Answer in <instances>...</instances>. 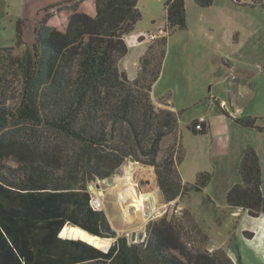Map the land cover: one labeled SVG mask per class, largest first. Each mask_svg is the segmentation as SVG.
Listing matches in <instances>:
<instances>
[{"label": "trees", "instance_id": "obj_1", "mask_svg": "<svg viewBox=\"0 0 264 264\" xmlns=\"http://www.w3.org/2000/svg\"><path fill=\"white\" fill-rule=\"evenodd\" d=\"M196 1L208 7L215 0ZM138 3L94 0L91 16L76 1L66 7L72 13L65 29L45 18L34 47L16 53L25 44L19 20L15 46L0 48V264H244L239 254L235 260L222 248L210 251L176 217L151 221L138 244L92 205L91 183L112 177L131 157L156 168L167 201L204 191L212 178L200 172L193 184L183 179L179 114L153 101L168 37L187 26L186 0H165L167 34L131 79L120 62L129 53L127 36L143 18ZM238 121L264 133L257 118ZM196 123L191 130L205 134ZM169 134L175 141L160 157ZM239 173L228 206L264 216L261 158L252 146ZM69 224L115 241L105 251L60 237Z\"/></svg>", "mask_w": 264, "mask_h": 264}, {"label": "rangeland", "instance_id": "obj_2", "mask_svg": "<svg viewBox=\"0 0 264 264\" xmlns=\"http://www.w3.org/2000/svg\"><path fill=\"white\" fill-rule=\"evenodd\" d=\"M76 1H81L86 11L89 8L94 9L93 0L58 2L57 0H0V48L15 46L19 20L24 21L25 44L17 47L16 53H21L26 47H34L38 28H41L45 18L48 25L65 29L71 13L66 7ZM263 2L264 0H215L213 6L202 7L196 0H186L187 26L173 32L169 38L165 59L166 63L169 57L167 73L175 76L177 72L175 78L180 76L188 85L189 81L186 80L188 77L192 80L194 76H209V68L195 63V60L204 57L207 52L204 43H211L212 46L220 45L219 57L224 52V55L232 60L237 68L238 77L260 75L258 82L260 92L242 115L246 117L248 114H256L254 118H257L258 125H264ZM138 4L143 12V18L137 24V31L158 33L166 22L165 0H139ZM212 27L215 31L209 30ZM186 47L187 53L181 50ZM258 65L262 66L261 69ZM167 77L160 87H164L168 81ZM227 89L229 90V85ZM198 93H200L199 88L194 91V94ZM194 111L193 106L181 118L180 134L184 156L180 172L183 179L192 184L196 182L200 172H210L212 178L206 190L188 191L175 201H167L162 194L156 168L134 158V161L127 160L121 165L118 168L120 171L118 173L116 171L112 177L91 183L94 186L91 190L93 202L107 213L113 228L120 235L125 234L132 238V234L136 233V241H141L139 239L141 233L144 237L147 235V226L151 221L165 216L176 217L188 227H193L196 238L210 251L222 248L235 260L239 254L244 264H264L263 222L259 218H251L248 213H244L245 210L242 212L241 208H239L240 213L236 214L235 210L228 209L226 199L228 189L241 182L239 173L241 160L238 162L237 158L233 161V157L238 154L240 146L245 142L251 144L261 158L264 192V133L256 128L235 129L232 131L231 154L215 155L211 148L210 136L194 134L188 129L186 122ZM174 141L172 134L164 138L160 157ZM96 183L100 187H97ZM129 185L133 186L135 197L142 198L146 205L148 212L145 219L133 214L136 213L135 209L129 206L131 198L125 195L126 187ZM111 239L112 245L115 238Z\"/></svg>", "mask_w": 264, "mask_h": 264}, {"label": "crops", "instance_id": "obj_3", "mask_svg": "<svg viewBox=\"0 0 264 264\" xmlns=\"http://www.w3.org/2000/svg\"><path fill=\"white\" fill-rule=\"evenodd\" d=\"M58 1L61 0H57V2ZM210 6H213V4ZM79 10L88 13L91 16H95L96 14L95 4L94 9L91 10V8H89L88 11L84 10L82 4H80ZM69 11L72 13L71 8H69ZM160 29H162V27ZM209 30L215 31V28L212 27L209 28ZM149 33L156 32H146L145 30L137 31L136 26L135 30L126 38L129 46V53L121 60L120 67L126 71L131 79H135L138 76L142 57L149 51L150 46L154 44L145 37V35ZM172 34L168 37V46L169 38ZM204 44L207 52L204 54V57L200 55L202 57L195 60V63L196 65L201 64L209 68V76H194L195 78H192V80H189L191 77H188L186 80H188L189 83L186 85V82L182 81L180 76L175 78L177 72L175 73V76L167 73V60L169 57L167 58L166 63L165 57L161 74L154 84L152 92L153 101L158 108L167 107L176 111L180 117V125L183 114L194 106L195 111L188 122H186L188 123V129L191 130V123L194 121L197 122L200 117L205 116L207 121L204 126L206 127L207 132L203 135L207 137L210 136L211 148L215 155L227 156L231 154L233 148L232 131L235 129L238 130V128L242 127L251 128L240 124L238 119L243 118L242 115L246 113L247 106L256 99L260 92V86L258 84L260 75L238 77L236 74L237 68L232 63V60L229 59L227 55H224V52H222L219 57L221 51L220 45L216 44L212 46L211 43ZM170 50H172V47H170ZM181 50L186 52L188 48H182ZM233 74L234 77L232 76ZM166 77L168 78V81L164 87H160V84ZM227 82L228 84H226ZM224 84L226 85L222 87ZM228 85L229 90L227 89ZM197 88L200 89V93L194 94V91ZM246 117L254 118L256 117V114H248ZM248 146L252 145L245 142L243 146H240L238 154L233 157V161H236L238 158L239 162ZM206 189L207 187L204 190ZM228 209L231 210L229 206ZM233 210H235L234 212H236V214L240 213L239 208ZM244 213L247 214L245 211ZM251 218H259L264 224L263 215Z\"/></svg>", "mask_w": 264, "mask_h": 264}, {"label": "bare ground", "instance_id": "obj_4", "mask_svg": "<svg viewBox=\"0 0 264 264\" xmlns=\"http://www.w3.org/2000/svg\"><path fill=\"white\" fill-rule=\"evenodd\" d=\"M117 180V179H116ZM125 195L127 197L131 198V203L129 206L133 207L137 216L145 219L146 218V213L148 212L146 205L144 204L142 198L135 197L134 191H133V186L129 185L126 187ZM124 207V206H123ZM131 212V211H129ZM130 216V214H128ZM59 236L63 238H72V239H81L84 240L95 247H98L100 249H107L111 246L112 239L111 238H101V237H96L93 235H90L89 233L83 231L82 229L72 226V225H65L59 232ZM136 243L140 244L141 241H136Z\"/></svg>", "mask_w": 264, "mask_h": 264}, {"label": "built area", "instance_id": "obj_5", "mask_svg": "<svg viewBox=\"0 0 264 264\" xmlns=\"http://www.w3.org/2000/svg\"><path fill=\"white\" fill-rule=\"evenodd\" d=\"M164 29V27L162 29H160V31L157 33H149L147 35H145L146 38H148L149 40H151L152 42L153 41H156L160 38H162L163 36H165L167 34V32L165 31H162ZM261 65H258V68L261 69ZM234 77V74L232 75ZM207 121V118L205 116H202L200 117L198 120H197V123L195 125L196 129L197 130H202L204 128V124L206 123ZM92 205L94 206V208L96 209H99L95 203L93 202V198H92Z\"/></svg>", "mask_w": 264, "mask_h": 264}, {"label": "water", "instance_id": "obj_6", "mask_svg": "<svg viewBox=\"0 0 264 264\" xmlns=\"http://www.w3.org/2000/svg\"><path fill=\"white\" fill-rule=\"evenodd\" d=\"M129 161H134V158L133 157H131L130 159H129ZM120 170L119 169H117V173L119 172ZM96 186L97 187H100V185L98 184V183H96ZM93 185H90V189L92 190L93 189ZM76 227H78V228H80V229H82L81 227H79V226H76ZM83 231H85V232H87V233H89L90 235H93V236H96V237H100V236H97V235H94V234H91L90 232H88V231H86V230H84V229H82ZM101 238H105V237H101ZM133 241H136V233H133L132 234V238H131ZM139 239L142 241V240H144V234L143 233H141L140 235H139Z\"/></svg>", "mask_w": 264, "mask_h": 264}]
</instances>
